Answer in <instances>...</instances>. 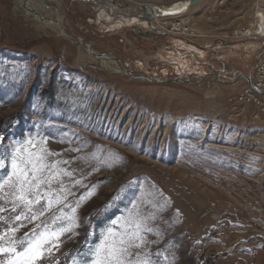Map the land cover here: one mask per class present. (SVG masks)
<instances>
[{"label": "rangeland", "instance_id": "rangeland-1", "mask_svg": "<svg viewBox=\"0 0 264 264\" xmlns=\"http://www.w3.org/2000/svg\"><path fill=\"white\" fill-rule=\"evenodd\" d=\"M29 1L62 17L64 35L0 0V183L19 145L57 179L41 187L51 211L13 238L72 224L38 264L82 262L105 237L130 241L129 264H264V110L240 100L264 38H234L264 0L192 4L182 35L171 29L181 18L133 15L175 0ZM152 25L161 32L146 34Z\"/></svg>", "mask_w": 264, "mask_h": 264}, {"label": "snow or ice", "instance_id": "snow-or-ice-1", "mask_svg": "<svg viewBox=\"0 0 264 264\" xmlns=\"http://www.w3.org/2000/svg\"><path fill=\"white\" fill-rule=\"evenodd\" d=\"M27 143L31 144V140ZM23 148V145H19L14 149L11 158L12 171L7 179L0 183V213L5 211L15 213L12 217L0 216V221L4 223H7L8 219L13 220V226L0 234V255L10 254L13 259L9 264H38L46 254L51 255L53 249L58 250L64 234L72 232V224L50 229L48 224L44 223L33 228L31 233H25L19 240L13 238L20 227L40 220L45 212L51 211L54 196L49 195L45 200L41 187L47 186L50 189L52 181L57 179L55 174L44 178L42 173L46 166L42 163L43 157H37L34 152H28L26 149L22 152ZM0 167L6 165L0 163ZM5 184L8 185V191H5ZM41 201L45 203L42 204ZM36 205L40 207L37 208ZM108 232L111 234L112 230L109 229ZM136 239L142 242V237ZM128 243L130 241H126L123 237L119 244L115 239L105 237V242L97 245L94 250L89 249L90 255L86 253L82 262L73 259V264H129ZM17 244L20 245L19 249L16 247ZM143 264H149V261H144Z\"/></svg>", "mask_w": 264, "mask_h": 264}, {"label": "bare ground", "instance_id": "bare-ground-1", "mask_svg": "<svg viewBox=\"0 0 264 264\" xmlns=\"http://www.w3.org/2000/svg\"><path fill=\"white\" fill-rule=\"evenodd\" d=\"M148 0H142V2H146ZM31 4L29 0H16V8H21L24 7L26 9V14L27 16H32V19L35 23H37L38 25H42L44 27H49L55 31H57V33L59 34L60 32L62 33V17L57 16L55 18H52L51 16H46V17H41L38 14L39 8L36 7L35 5H29ZM161 4V3H160ZM192 4L195 3H191L190 0H175L170 2L169 4H161V5H156L155 10H154V16L158 17V18H163V19H175V18H181L183 17V15H186L187 12L190 10ZM55 13V12H54ZM55 15H57V13H55ZM259 15L263 16V14L259 13ZM134 20V19H133ZM181 21H172L171 22V26L173 28V31H178L179 32H185L187 31L189 28H187V23L189 21L188 18H181ZM131 21V20H130ZM143 21V20H142ZM150 21V20H148ZM179 22V23H178ZM146 23V22H145ZM65 25V24H64ZM141 32V31H140ZM159 33L161 32L160 27H157L155 25H152V31L151 33ZM60 33V34H61ZM65 33V32H64ZM143 33V31H142ZM63 34V33H62ZM64 35V34H63ZM66 35V34H65ZM69 37V36H68ZM200 49L198 52H196L198 55L202 54L200 53ZM87 52L93 56V58L97 57L95 56L93 53H91V51L89 50V47H87ZM95 52V51H94ZM97 53V52H95ZM98 54V53H97ZM204 54H202L201 56H203ZM114 56L105 54L102 55L101 57H97L99 59L102 60L103 65L105 67H109L112 68L115 71H119V72H125L123 68H121V66L119 65V62L117 60H115L113 58ZM117 67V68H115ZM242 75V74H241ZM139 78L141 79H145V80H150V81H161V79L159 77H153V76H148V75H138ZM200 77H203L202 75ZM217 76L215 75V78ZM202 79V78H201ZM236 83V82H235ZM262 92V91H261ZM263 93V92H262ZM264 95V94H263ZM206 127H208L206 125ZM209 128V127H208ZM207 128V129H208ZM186 182V181H185Z\"/></svg>", "mask_w": 264, "mask_h": 264}, {"label": "built area", "instance_id": "built-area-1", "mask_svg": "<svg viewBox=\"0 0 264 264\" xmlns=\"http://www.w3.org/2000/svg\"><path fill=\"white\" fill-rule=\"evenodd\" d=\"M259 13L263 14V16L259 15ZM171 29L173 30L172 26ZM178 31L180 30H177V32ZM179 35L182 34L179 32ZM247 36H263L264 38V8L261 4L255 6L254 20L250 23L249 29L244 28L243 32H236L234 38L241 40ZM192 37H194V35ZM250 78L252 81V87L249 86L247 80L243 77L248 85L247 92L240 96V100L244 102H252L254 104L256 103L264 110V50L263 55Z\"/></svg>", "mask_w": 264, "mask_h": 264}, {"label": "water", "instance_id": "water-1", "mask_svg": "<svg viewBox=\"0 0 264 264\" xmlns=\"http://www.w3.org/2000/svg\"><path fill=\"white\" fill-rule=\"evenodd\" d=\"M103 1H107V2H109V0H103ZM202 0H190V2L191 3H199V2H201ZM146 9H147V11L148 12H151V18L149 19L150 21L153 19V16H154V10L153 9H151V7H149L148 5H146ZM141 29V28H140ZM139 31H141V33H142V30H139ZM146 34H154V33H151V32H145ZM142 34H144V33H142ZM86 45L89 47V50L91 51V53H93L95 56H97V57H101L102 55H105V54H97V53H95L94 52V50H93V48L91 47V45L90 44H88V43H86ZM115 60H117L115 57H113ZM118 62H119V60H117ZM119 65L121 66V68H123V66L120 64V62H119ZM124 69V68H123ZM124 71H125V69H124ZM127 72V71H126ZM128 74H130V72L128 73ZM133 76H135V77H139L138 75H133ZM241 76H243L246 80H247V82H248V84H249V86L250 87H252V81H251V78L249 77V76H247V75H244V74H242ZM200 78H202L201 80H203L205 77H200ZM143 80H145V79H143Z\"/></svg>", "mask_w": 264, "mask_h": 264}, {"label": "flooded vegetation", "instance_id": "flooded-vegetation-1", "mask_svg": "<svg viewBox=\"0 0 264 264\" xmlns=\"http://www.w3.org/2000/svg\"><path fill=\"white\" fill-rule=\"evenodd\" d=\"M139 8H141V7H139ZM147 7H142V9H145L146 11H147V9H146ZM134 16H136V17H138V18H140L141 20H149L150 18H151V12H148L147 11V13H137V14H133ZM141 33V32H140Z\"/></svg>", "mask_w": 264, "mask_h": 264}, {"label": "crops", "instance_id": "crops-1", "mask_svg": "<svg viewBox=\"0 0 264 264\" xmlns=\"http://www.w3.org/2000/svg\"><path fill=\"white\" fill-rule=\"evenodd\" d=\"M192 43H193V41H192ZM209 80V79H208ZM209 82H211V81H209Z\"/></svg>", "mask_w": 264, "mask_h": 264}]
</instances>
